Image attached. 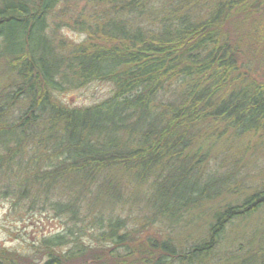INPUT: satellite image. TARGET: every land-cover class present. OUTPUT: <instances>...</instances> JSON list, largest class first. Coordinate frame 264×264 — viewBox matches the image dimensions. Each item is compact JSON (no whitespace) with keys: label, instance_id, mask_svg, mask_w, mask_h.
Instances as JSON below:
<instances>
[{"label":"trees","instance_id":"1","mask_svg":"<svg viewBox=\"0 0 264 264\" xmlns=\"http://www.w3.org/2000/svg\"><path fill=\"white\" fill-rule=\"evenodd\" d=\"M65 1L0 0V198L34 189L31 204L52 207L53 186L74 181L75 199L59 211L76 222L84 199L125 204L111 180L119 171L149 184L148 221L125 232L123 220L97 218V245L57 235L35 255L0 248V264H208L230 225L264 212L260 189L211 209L235 187L198 146L218 131L264 141V82L248 74L264 60L251 57L264 49V0H217L204 21L191 0H96L109 6L93 22L66 24L89 34L79 45L60 40L52 18ZM92 82L112 84V96L85 108L56 96ZM208 215L206 237L177 242ZM157 224V236L140 237ZM262 241V262L245 264H264Z\"/></svg>","mask_w":264,"mask_h":264},{"label":"rangeland","instance_id":"2","mask_svg":"<svg viewBox=\"0 0 264 264\" xmlns=\"http://www.w3.org/2000/svg\"><path fill=\"white\" fill-rule=\"evenodd\" d=\"M172 1L150 0V6L167 5ZM191 2L192 17L204 21L208 19L211 12L209 9H213V3H216L217 0H191ZM91 4L86 0H67L59 5L52 18L56 24L61 25L58 31L60 40L77 45L88 41L89 34L87 32L78 31L77 25L73 29L66 24L71 20L76 21L75 23L85 21L90 24L94 21L93 16L96 8L103 10L109 6L98 5L96 0H91ZM91 14L93 16L89 18ZM143 20L134 19L133 23L138 26ZM69 24L75 26L73 23ZM148 25L151 24L148 23ZM262 56L264 57V49L251 57ZM248 70H243V72L248 71V74L257 82H264V60L259 59V61L253 62ZM3 76L4 71L0 68V83L4 80ZM112 93V84L92 82L82 88L57 93L56 96L63 104L71 108H85L109 99ZM215 135V140H213V136H211V140L207 137L206 143H202L203 146H198L204 147L209 152L208 164H212V172L216 173L217 177L225 178L228 177L227 174H232L230 183L235 189L231 198L212 203L211 209H218V205L226 204L229 201L235 202L236 198H242L238 195L239 193L249 195L256 189L264 190V141L248 137L235 138L234 141L232 139L234 135L220 131ZM212 143L213 145H211ZM129 178L131 177L126 173L123 174L119 171L113 172L111 176L113 185L125 197L126 202L123 206L118 207L115 202L111 204L105 198L98 201L97 204L84 199L76 222L71 221L70 215L59 211V207L75 199V190L78 187L74 181L72 183L58 182L53 186L49 194L52 207L44 206L42 203L32 205L31 202L36 195L35 190L30 189L29 195L26 198H21L19 193L14 194L18 188L13 186L12 194L0 198V248H6L19 254L35 255L45 239L71 233L75 237L71 235L70 239L81 240L87 245H97V237L103 232L97 226L95 227L97 218L103 219L105 225L108 224L110 218L121 219L129 228L125 232L140 229L148 221L150 211L147 206L151 192L150 186L149 184H136L132 178ZM43 198L44 196L40 197L41 200ZM208 213L210 215L212 211H208ZM209 215L204 220L196 221L175 235L177 242L183 246H190L206 237L208 223L211 220ZM83 219H85L84 222ZM145 229L147 230L140 236L141 238H146L149 234L157 236L161 232L158 224L147 226ZM263 233L264 212H260L246 221L234 222L228 227L213 259L208 264H245L247 260L251 261L252 257L255 261L260 260L262 254L260 241ZM45 259H41V262H44Z\"/></svg>","mask_w":264,"mask_h":264},{"label":"bare ground","instance_id":"3","mask_svg":"<svg viewBox=\"0 0 264 264\" xmlns=\"http://www.w3.org/2000/svg\"><path fill=\"white\" fill-rule=\"evenodd\" d=\"M244 221H246V220H244ZM260 243H261V244H263V241H262V239H261ZM260 262H262V259H260V260L256 261V263H260Z\"/></svg>","mask_w":264,"mask_h":264}]
</instances>
